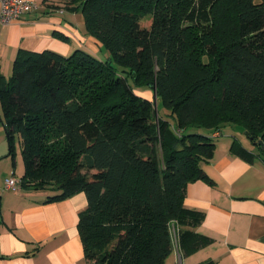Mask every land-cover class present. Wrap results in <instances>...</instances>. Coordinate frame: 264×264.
Wrapping results in <instances>:
<instances>
[{
    "label": "trees",
    "instance_id": "trees-1",
    "mask_svg": "<svg viewBox=\"0 0 264 264\" xmlns=\"http://www.w3.org/2000/svg\"><path fill=\"white\" fill-rule=\"evenodd\" d=\"M66 3L100 54L19 48L0 76L20 188L47 191L46 201L85 193L86 264H164L173 226L184 254L207 245L194 230L203 212L183 199L188 183L210 180L215 137L238 127L255 147L233 136V153L264 157V0Z\"/></svg>",
    "mask_w": 264,
    "mask_h": 264
},
{
    "label": "crops",
    "instance_id": "crops-1",
    "mask_svg": "<svg viewBox=\"0 0 264 264\" xmlns=\"http://www.w3.org/2000/svg\"><path fill=\"white\" fill-rule=\"evenodd\" d=\"M28 1L36 4L34 11L10 24L0 23V76L11 74L19 48L63 55L85 48L100 54L97 41L85 32L81 11L71 10L66 0ZM232 139L215 140L213 156L203 166L210 180L188 183L183 199L185 207L203 212L194 230L211 241L184 254L173 226L172 250L164 264L208 259L216 264H264V157L247 161L237 156L230 148ZM4 155L0 146V159ZM13 173L0 172V264H86L77 226L87 205L85 193L46 201L44 190L6 189L5 179Z\"/></svg>",
    "mask_w": 264,
    "mask_h": 264
},
{
    "label": "rangeland",
    "instance_id": "rangeland-1",
    "mask_svg": "<svg viewBox=\"0 0 264 264\" xmlns=\"http://www.w3.org/2000/svg\"><path fill=\"white\" fill-rule=\"evenodd\" d=\"M137 92L145 95L147 97H152L151 92L146 91V90H141L137 89ZM153 98V97H152ZM154 99V98H153ZM3 116V110H2V102L0 99V118ZM238 127H227L224 129V132L222 133V135L218 136L217 138H215V140L219 139V138H224L226 136H236L238 138V140L242 143V145L246 148L249 149H253V147H255L253 144H251V141L246 137V135L242 132H239ZM0 130H1V135H0V146L1 149H4L5 147V155L3 156V158L0 159V172H11L15 171V173H13V177L17 178V176L21 175L24 171V164H23V159H22V153H21V143L20 140L18 138V136L15 134L13 139H12V149H13V155H9V147H8V143H7V137L4 131V128L2 126V123L0 121ZM232 133V134H231ZM14 169V170H13ZM9 175H11L9 173Z\"/></svg>",
    "mask_w": 264,
    "mask_h": 264
},
{
    "label": "built area",
    "instance_id": "built-area-1",
    "mask_svg": "<svg viewBox=\"0 0 264 264\" xmlns=\"http://www.w3.org/2000/svg\"><path fill=\"white\" fill-rule=\"evenodd\" d=\"M36 4L28 0H0V23L10 24L36 9ZM5 188L16 190L20 188V179L8 177L5 179Z\"/></svg>",
    "mask_w": 264,
    "mask_h": 264
},
{
    "label": "water",
    "instance_id": "water-1",
    "mask_svg": "<svg viewBox=\"0 0 264 264\" xmlns=\"http://www.w3.org/2000/svg\"><path fill=\"white\" fill-rule=\"evenodd\" d=\"M154 96H155V92H154Z\"/></svg>",
    "mask_w": 264,
    "mask_h": 264
}]
</instances>
